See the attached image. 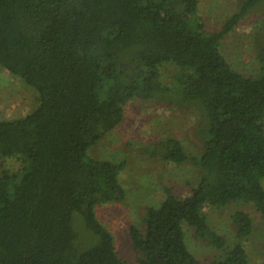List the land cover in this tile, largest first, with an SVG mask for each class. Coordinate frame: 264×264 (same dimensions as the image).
Returning a JSON list of instances; mask_svg holds the SVG:
<instances>
[{
	"label": "trees",
	"instance_id": "obj_1",
	"mask_svg": "<svg viewBox=\"0 0 264 264\" xmlns=\"http://www.w3.org/2000/svg\"><path fill=\"white\" fill-rule=\"evenodd\" d=\"M262 2L240 0L209 30L199 0H0V65L37 92L29 112L0 119V164L21 162L0 169V264H130L94 211L125 198V160L88 149L123 120L129 100L162 94L200 108L203 148L191 155L168 136L151 154L194 163L199 179L183 196L167 189L146 206L142 227L129 225L138 264H199L185 225L221 251L208 264H251L243 242L251 215L231 213L228 242L204 207L243 202L264 215V43L255 75L234 69L220 49ZM167 63L179 68L173 87L160 80ZM75 214L92 234L83 250Z\"/></svg>",
	"mask_w": 264,
	"mask_h": 264
},
{
	"label": "rangeland",
	"instance_id": "obj_2",
	"mask_svg": "<svg viewBox=\"0 0 264 264\" xmlns=\"http://www.w3.org/2000/svg\"><path fill=\"white\" fill-rule=\"evenodd\" d=\"M239 3L240 0H199V13L206 27L213 30L237 9ZM263 43L264 0L221 39L220 49L234 69L255 75L259 71L255 53ZM178 70V66L171 63L162 65L161 82L173 87ZM36 103L35 89L0 65V119L24 115ZM201 122L200 108L180 101L173 94H162L149 100L132 98L124 107L123 120L88 149L93 157L125 160V168L120 174L125 198L99 204L94 211L97 219L111 231L120 257L130 264H138V261L130 244L129 225L142 227L146 206L158 205L167 189L183 196L199 179V170L194 163H177L165 160L158 153L152 155L151 145L172 136L183 143L188 153L197 155L203 148L198 132ZM20 163L16 157H7L1 162L0 169H16ZM235 209L248 212L253 219L252 231L243 241L251 264H264L263 214L252 204L243 202L204 207L209 224L228 242L236 239L230 218ZM72 226L77 234V247L83 250L89 245L92 234L79 214L73 216ZM184 231L187 247L199 264H208L221 253L207 241L197 238L192 227L185 225Z\"/></svg>",
	"mask_w": 264,
	"mask_h": 264
}]
</instances>
